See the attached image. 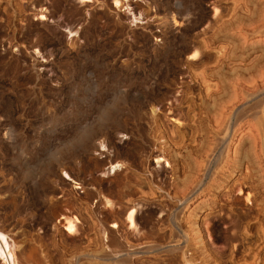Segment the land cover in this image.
Returning <instances> with one entry per match:
<instances>
[{
    "label": "rangeland",
    "instance_id": "rangeland-1",
    "mask_svg": "<svg viewBox=\"0 0 264 264\" xmlns=\"http://www.w3.org/2000/svg\"><path fill=\"white\" fill-rule=\"evenodd\" d=\"M114 1L0 0V227L20 263L264 264V0Z\"/></svg>",
    "mask_w": 264,
    "mask_h": 264
},
{
    "label": "bare ground",
    "instance_id": "bare-ground-1",
    "mask_svg": "<svg viewBox=\"0 0 264 264\" xmlns=\"http://www.w3.org/2000/svg\"><path fill=\"white\" fill-rule=\"evenodd\" d=\"M82 1H89V0H82ZM115 3H117V4H119L120 2H119V0H115L114 1ZM221 2V1H220ZM232 8V7H231ZM215 9H217V8H215ZM233 10V9H232ZM42 16L44 17V15L42 14ZM197 22V21H196ZM252 23V22H251ZM72 33V32H71ZM197 50V49H196ZM181 58V57H180ZM194 58V57H193ZM251 70V69H250ZM243 78V77H242ZM174 80V79H173ZM236 80V79H235ZM166 81V80H165ZM205 83V82H204ZM209 83V82H208ZM208 85V84H207ZM211 88V87H210ZM219 88V87H218ZM216 89V88H215ZM245 90V89H244ZM209 94V93H208ZM232 96V95H231ZM235 96V95H234ZM213 98V97H212ZM259 101V100H258ZM258 101H257V103H258ZM261 101V100H260ZM259 101V102H260ZM231 102V101H230ZM254 103V102H253ZM248 104V103H247ZM259 105V103L257 104V106ZM252 106V105H251ZM254 106V105H253ZM256 106V107H257ZM255 107V108H256ZM249 109V108H248ZM251 109H252V107H251ZM249 112V111H248ZM260 112V111H259ZM220 113V112H219ZM231 113V112H230ZM242 115H243V113L244 112H240ZM127 114V113H126ZM241 114H238L240 117H241ZM59 115V114H58ZM114 116V115H113ZM215 116V115H214ZM238 116V117H239ZM90 117V116H89ZM128 117V116H127ZM239 117V118H240ZM261 117V116H260ZM263 119V118H262ZM53 120V119H52ZM219 120V119H218ZM227 120H228V118H227ZM258 120V119H257ZM106 122V121H105ZM114 122V121H113ZM129 122H131V121H129ZM212 122V121H211ZM228 122V121H227ZM123 123V122H122ZM260 123V122H259ZM120 124V123H119ZM107 125V124H106ZM108 125H109V123H108ZM107 125V126H108ZM133 125V124H132ZM261 125V124H260ZM112 126V125H111ZM115 126V125H114ZM113 126V127H114ZM119 126V125H118ZM126 126H127V124H126ZM221 127H225V126H221ZM227 127L228 126H226L225 128H224V130L226 129L227 130ZM112 128V127H111ZM123 128V127H122ZM215 128V127H214ZM101 129V128H100ZM115 129V128H114ZM119 128H117L116 127V130H118ZM107 130V129H106ZM103 131V130H101V133H103L104 135H106V136H108L109 135V133L107 132V131ZM112 130V129H111ZM120 130V129H119ZM123 130V129H122ZM136 130V129H135ZM220 130V129H219ZM103 131V132H102ZM124 131V130H123ZM99 132V131H98ZM110 132V131H109ZM116 132V131H115ZM119 132V131H118ZM117 132V133H118ZM213 132V131H212ZM224 132V131H223ZM10 133V132H9ZM120 133V132H119ZM211 133V132H210ZM113 134V133H112ZM129 134V133H128ZM133 134H135V133H133ZM10 135V134H9ZM97 135V134H96ZM104 135H102V136H104ZM99 136V135H98ZM225 136V135H224ZM105 137V136H104ZM110 138V137H109ZM214 138V137H213ZM216 138H218V137H216ZM216 138H214V139H216ZM100 139V138H99ZM213 139V140H214ZM218 139H220V138H218ZM12 140V139H11ZM102 140V139H101ZM111 140V139H110ZM135 140H136V138H135ZM213 140H211V141H213ZM225 140V139H224ZM82 141V140H81ZM215 141V140H214ZM85 142V141H84ZM87 142V141H86ZM84 143V144H86V146L88 145V149L89 148H93V149H95L96 150V146H97V144H96V140H95V142H93V143ZM88 142H90V140H88ZM191 142V141H190ZM215 142H217V145H219L220 144V142H219V144H218V141H217V139H216V141ZM223 142V141H222ZM82 143V142H81ZM101 144L102 145H104V141H101ZM112 144V143H111ZM209 144V143H208ZM223 144V143H222ZM83 145V144H82ZM81 145V146H82ZM206 145V144H205ZM221 145V144H220ZM19 146V145H18ZM105 146V145H104ZM209 146H216V144H212V145H209ZM15 147H17V144H16V146ZM214 147H212V148H214ZM218 147H220V146H218ZM106 148V147H105ZM82 149H86L85 148V146H84V148L82 147ZM92 149V150H93ZM110 149V148H109ZM194 149V148H193ZM216 149H218L217 148V146H216V148H214V149H210V152H212V154H210L208 151V153H205V154H210L211 156H210V159H209V161L210 162H208V163H210V164H212L213 162H215L214 160H217V159H219V157H217V159H215L216 157H215V155L214 154H216ZM222 149V148H221ZM90 150V149H89ZM136 150V149H135ZM212 150V151H211ZM218 151V150H217ZM88 152V151H87ZM220 152H223V151H220ZM227 152V151H226ZM201 153H203V152H201ZM101 154H105V153H101ZM105 155H107V154H105ZM196 155V154H195ZM208 155H206V156H208ZM219 155H221V154H219ZM218 155V156H219ZM108 156V155H107ZM118 156V155H117ZM221 157V156H220ZM249 157V156H248ZM111 159L112 158H114V157H110ZM115 159H117V157L115 158ZM207 159V158H206ZM106 160V159H105ZM118 160V159H117ZM160 160H162L161 159V157H160ZM111 161V160H110ZM109 161V162H110ZM114 161V160H113ZM113 161L112 162H110L111 163V165H110V168H112V170L113 171H117V170H119L121 167H122V165L120 164V163H117L118 161H116V163H113ZM196 161V160H195ZM200 161V160H199ZM220 161V160H219ZM158 162V161H157ZM218 162V161H217ZM60 163V162H59ZM207 163V162H206ZM61 164H62V162H61ZM201 164H203V163H201ZM227 164V163H226ZM59 165V164H58ZM209 165V164H208ZM207 164H205V166H208ZM213 165V164H212ZM215 165V164H214ZM219 165V164H218ZM60 166V165H59ZM211 167V166H210ZM62 168V167H61ZM64 168H66L65 166H64ZM206 168V167H205ZM69 169V168H68ZM61 170H63V169H61ZM205 170H207V168L205 169ZM204 170V171H205ZM46 177L47 178H49L50 176H52V175H54L56 172V170H55V168H52V167H47L46 168ZM194 171V170H193ZM202 171V170H201ZM70 172V171H69ZM184 172V171H183ZM32 173V172H31ZM30 173V177H31V174ZM66 173V175L70 178V179H72V180H75L73 177H72V175H70L69 173H67V172H65ZM79 173V172H78ZM195 173V172H194ZM193 173V174H194ZM206 173V172H205ZM205 173L203 174V175H205ZM189 174V173H188ZM55 176V175H54ZM58 176V175H57ZM155 176V175H154ZM200 177H201V175H200ZM63 180V179H62ZM121 180V179H120ZM187 180V179H186ZM200 180V179H199ZM46 181V180H45ZM76 181V180H75ZM150 181V180H149ZM46 182H48V180L46 181ZM54 182V181H53ZM55 182H57V181H55ZM78 182V181H77ZM189 182V181H188ZM199 182V181H198ZM213 182V181H212ZM63 183L65 184L66 183V180L64 179L63 180ZM44 184H45V182H44ZM46 184H48V183H46ZM50 184V183H49ZM76 184H81V182H78V183H76ZM123 184V183H122ZM150 184V183H149ZM195 184V183H194ZM215 184V183H214ZM52 185H54V184H52ZM56 185V184H55ZM66 185V184H65ZM94 186V185H93ZM131 186V185H130ZM97 187V186H96ZM195 187V186H194ZM51 188V185H48V186H46L44 189H42V190H45V191H47V190H51L50 189ZM62 188V187H61ZM127 188V187H126ZM55 189V188H54ZM114 190V189H113ZM40 191V190H39ZM48 191V192H49ZM41 192V191H40ZM42 192H44V191H42ZM48 192H46V193H48ZM54 192V191H53ZM63 192V191H62ZM119 192V191H118ZM188 192H190V191H188ZM89 193V192H88ZM93 194V193H92ZM188 194V193H187ZM48 195V194H47ZM46 194H45V198L46 199H50V196H47ZM91 195V194H90ZM185 197V196H184ZM45 199V200H46ZM105 199V198H104ZM51 201H48L47 202V205H48V207L47 208H49L50 209V207L52 206V205H54L55 204V202H56V200L54 201V199H50ZM59 201V200H58ZM46 203V202H45ZM64 203H65V201H64ZM107 203L109 204L110 203V200H107ZM1 204V203H0ZM111 204V203H110ZM56 205V204H55ZM57 206V205H56ZM55 207V206H54ZM121 207V206H120ZM9 208V207H8ZM56 209V208H55ZM46 210H48V209H46ZM53 210H54V208H53ZM52 210V211H53ZM113 210V209H112ZM56 213V212H55ZM52 212H51V216H52ZM50 216V215H49ZM117 216V215H116ZM126 217H125V219H126V222H127V225H129L128 227L131 229V228H133V229H135V228H137L138 226V224H137V209L136 208H129L127 211H126V215H125ZM50 218V217H49ZM63 218L66 220V230L68 231V233H70V234H78V230H79V224L81 223V220L78 218V217H76V216H74V217H68V216H63ZM164 220V219H163ZM148 221V220H147ZM190 222V221H189ZM42 226V225H41ZM118 225L117 224H113L112 225V227H117ZM2 227V226H1ZM0 227V261L2 262V264H21L20 263V260H19V253L20 252H18V249H17V245H16V243H15V241H13V238H11L10 236H9V234H7L6 232H5V230H3L2 228ZM147 228V227H146ZM83 230V229H82ZM159 230V229H158ZM111 231V230H110ZM8 232V231H7ZM153 232V231H152ZM231 237V236H230ZM108 240V239H107ZM117 240V239H116ZM116 240H114L115 242H116ZM233 240V239H232ZM231 240V241H232ZM106 241V240H105ZM112 241V240H111ZM114 242V243H115ZM117 242H119V241H117ZM120 243V242H119ZM35 251V250H34ZM118 251V250H117ZM125 251V250H124ZM127 251V250H126ZM105 253V252H104ZM108 253V252H107ZM28 254V253H27ZM21 255V254H20ZM124 255H130V253H125ZM61 257V256H60ZM31 258V257H30ZM30 260V259H29ZM37 261H39V260H37ZM121 261H123V260H121ZM119 262V261H118ZM129 262V261H128ZM117 263V262H116ZM123 263H125V262H123ZM126 264V263H125ZM129 264V263H128Z\"/></svg>",
    "mask_w": 264,
    "mask_h": 264
}]
</instances>
